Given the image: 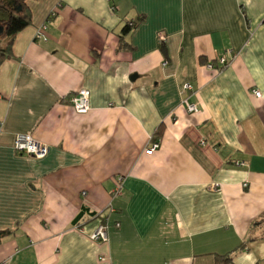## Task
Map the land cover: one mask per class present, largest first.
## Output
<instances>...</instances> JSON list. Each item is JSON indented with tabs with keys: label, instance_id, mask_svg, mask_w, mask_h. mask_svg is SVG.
<instances>
[{
	"label": "crops",
	"instance_id": "obj_1",
	"mask_svg": "<svg viewBox=\"0 0 264 264\" xmlns=\"http://www.w3.org/2000/svg\"><path fill=\"white\" fill-rule=\"evenodd\" d=\"M27 4L0 64V264H264V0Z\"/></svg>",
	"mask_w": 264,
	"mask_h": 264
},
{
	"label": "built area",
	"instance_id": "obj_2",
	"mask_svg": "<svg viewBox=\"0 0 264 264\" xmlns=\"http://www.w3.org/2000/svg\"><path fill=\"white\" fill-rule=\"evenodd\" d=\"M45 30H46L45 24L39 26L35 31V37L40 38L42 40H46L47 37L45 35ZM160 38L163 39V36H160ZM217 63H218L217 69L222 70L224 67H226L227 61L223 56H221L218 57ZM206 66L210 69L214 68V66L210 62L207 63ZM182 89L187 91H192V87L189 83H184ZM252 93L257 97L261 96L260 91L257 89H254ZM69 102L75 112L85 113L89 109V91L87 89L78 90L76 93L72 94L69 97ZM182 104L189 113L197 111L196 103L189 101L187 97L182 99ZM158 147H159V140L151 139L148 148L145 149V153L151 154ZM13 148L18 153L27 154L29 156H33L36 158H41L45 156V154L48 151V147L45 144L34 139L30 134L27 133H19L15 135L13 140ZM120 188H121L120 181L117 180V184L113 190V194L114 195L120 194ZM115 226L118 227L119 223L117 222ZM90 237L92 240L96 242H106L107 241L106 225L99 224L95 228V230L91 233ZM100 258L101 260H105L104 256H100Z\"/></svg>",
	"mask_w": 264,
	"mask_h": 264
},
{
	"label": "trees",
	"instance_id": "obj_3",
	"mask_svg": "<svg viewBox=\"0 0 264 264\" xmlns=\"http://www.w3.org/2000/svg\"><path fill=\"white\" fill-rule=\"evenodd\" d=\"M28 0H0V64L12 56L11 45L15 35L30 23ZM140 18L125 23L122 33H127L135 27ZM157 130L155 136H159ZM11 233L10 230H0V241ZM231 259L229 254H217L214 264H226Z\"/></svg>",
	"mask_w": 264,
	"mask_h": 264
}]
</instances>
